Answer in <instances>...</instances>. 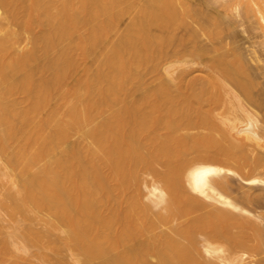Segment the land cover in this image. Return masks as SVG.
Segmentation results:
<instances>
[{"label":"bare ground","instance_id":"6f19581e","mask_svg":"<svg viewBox=\"0 0 264 264\" xmlns=\"http://www.w3.org/2000/svg\"><path fill=\"white\" fill-rule=\"evenodd\" d=\"M201 1L0 0V249L16 264L64 249L77 264H264L258 217L223 194L233 167L264 169L247 144L262 138L244 101H258L224 42L230 8ZM171 54L204 77L161 72Z\"/></svg>","mask_w":264,"mask_h":264},{"label":"rangeland","instance_id":"374dc122","mask_svg":"<svg viewBox=\"0 0 264 264\" xmlns=\"http://www.w3.org/2000/svg\"><path fill=\"white\" fill-rule=\"evenodd\" d=\"M260 1L261 0H255V1H251L250 2V1H246V0H241V1L239 0V2H240L238 4L239 7L237 6L238 10H239V11L237 10L238 12L235 11V9H234V8H236L235 7L236 5L235 4H233V5L231 4V6H230L229 5L230 2L227 4V5H229V7L228 6L224 7V6H222V5H224V1L223 0H217V1L216 0H204V1L202 0L201 1V5H202V3H203V5L204 4H207L208 6L210 5L211 7H214L215 9H217L216 11L219 12V13H223L224 12L223 10H226L225 12H227V10L230 8V10H228V12H227L228 16H227V13H226L225 14L226 16L225 17L223 16V20H224V22H226V25H228V31H229L228 34L230 35V33H232L233 37H232V35H230L232 38L231 39H227V41H224V42L227 43L226 44L227 48H229V46L232 47V45L233 46L235 45L239 49V53L244 58V66H245V70L247 71L246 79H247V81H249V83L252 84L250 90H251V92L253 94V97L258 101L256 104L244 101V105H246V109L253 115L254 120L256 121V131L259 133V135L262 138L260 145H255V144H253L251 142H247L249 150L251 152V156L250 157H252L254 159L256 158L255 160H258L257 158L264 159V146H263V144H264V134H263V137H262V132L264 133V21H262L260 19L262 14L257 12L258 8L260 10V5H261ZM209 2H210V4H209ZM214 2H216V3H214ZM232 3H234V1ZM231 7H233V8H231ZM253 8H254V10H253ZM246 10H248V11H246ZM260 11L262 12V10H260ZM243 12H245V14ZM247 12H248V14H247V16H245ZM241 14H242V16H241ZM243 15H244L245 18L243 17ZM238 18H239V20H238ZM193 24H192L193 27L196 28L195 26H197V24H195V23H193ZM248 26H250L249 29L252 27V28H255V30L254 29H250V30H252V31H250L249 29H247ZM121 27H122L121 28V30H122L124 28V25H122ZM229 28H230V30H229ZM196 29L200 30L199 26H197ZM178 33L183 35V34H186V31L183 30L181 32L179 31ZM203 41H205V42H203ZM203 41H202L203 44L205 43V45H208L207 43H209V42L206 43V41H208V40L204 39ZM20 47H22V48L27 47V40H22L21 43H20ZM183 56L185 58L184 57L182 58L181 55L178 56V55L171 54L170 57L168 59H166L167 61L164 60L165 62L162 61L163 63L160 64V65H162V66L159 67V68L162 69L161 72H163L165 74V71L168 68H170V69L167 70V72L168 73L170 72L171 75L174 74L175 77H176V75L178 76L181 73V71L184 70V68H185V70L187 69L188 71H190L191 68L193 67L192 68L193 72H190V73L187 72V73H189V76L191 78H194L195 76L199 77L201 75L202 76L205 75L204 72H202L203 73L202 74L200 70L198 71V69H201V68L197 69V67H198L197 64L196 65L194 64L195 66L192 65V60H191V66L192 67H190V69H188V66H190V64L187 63V62L191 59V57L187 58V54H183ZM178 59L182 60V61H184V59H186L188 61L183 62V64H181V62L172 63V62L177 61ZM178 63H180V64H178ZM170 64H172V66ZM184 64H186V66H184ZM167 65L169 67H167ZM164 69H166V70H164ZM161 72H159V73L163 74ZM149 73H147V72L144 73V75H145L144 79L147 82L148 81H152L151 80L152 77L154 78V76L151 75V73L150 74ZM189 76L187 75V78ZM190 77L188 79H191ZM259 103L260 104L262 103V104L260 105ZM220 112H218V113H220ZM239 119L242 122H244V123L240 122V125L243 124L242 127H245L244 126L246 124L245 118H243V116H241ZM254 159H252V160L254 161ZM262 161H263L262 162V164H263L264 160H262ZM231 170H234L235 175L232 172L233 175H226L225 178L223 176V179H226L228 181L227 182V187L223 189V194L226 197H228L230 200H232L241 209H243L246 212H249L251 215H253V217H255V216L258 217L259 219L257 218L256 221L258 223H260L262 225V227L264 228V186L263 185L249 186V185H246V183H245L247 178H250L251 176L252 177H255V176L257 177L258 176V177L263 178L264 177L263 176L264 175V169L256 170V171H253L252 173H251V171L249 172L248 169L245 172H241V173H240V171L237 172L238 169L237 168L234 169V167ZM244 176L246 177V179H244ZM142 180H143V182L140 185V189L142 188L141 189V191H142L141 194L143 195L142 200H143V202L148 203L149 205H151V208L154 207V209L152 208L153 211H157L159 209L158 206H157V202L154 203V201H157L156 198L152 197V198L148 199V197L146 195L147 191L150 189V187L152 185H154V184H157L155 182L156 180H154L153 176L151 174H149V173H143L142 174ZM158 185H155V186H158ZM246 196H248L247 197L248 199H246L248 202L245 200ZM42 214H45V213H42ZM3 220L4 221H3L2 226L4 228L6 227L7 229H11L13 226L18 224L17 222H18L19 219L16 220V222H15V220L13 218H10L6 214H4V219ZM22 220H24V219H22ZM29 220H31V219H28L25 222L22 221L19 224L22 225L23 227L26 224V226H25L26 229L28 228V226H27L28 224L30 225V227L28 229H32V228L36 229V230L37 229L38 230L42 229V227H43L42 221H40V220L39 221H36V220L35 221H32V220L29 221ZM27 222H28V224H27ZM29 222L32 223V224H30ZM22 226H20V228H22ZM31 226H33V227H31ZM21 230H22L21 232L24 231L23 229H21ZM54 237H52V239L53 240H57V237L56 238H54ZM0 250H1L0 251L1 252L0 256L1 257L0 258L2 260V261L0 260V264L1 263L2 264H16L17 260H15L16 259V257H15L16 255L14 253L11 254L8 251H4L2 249H0ZM33 250H35V252L37 251L34 248V249H32L33 253H34ZM64 250H61L57 254L56 253H52V254H54L53 255L54 258L52 257V255H50L53 258V260H51V258H49V260H47V263L48 264L49 263L50 264H77L73 260L72 252L71 251L69 252V250H65V251ZM4 253H6V254H4ZM59 253H61V254H59ZM55 254H56V256H55ZM7 255L9 257L12 256L13 259L9 258ZM5 256H6V258H4ZM248 259H250V260L248 261ZM152 261L155 262L156 260L152 259ZM244 262L246 264H258L257 260L255 259V257L253 255L249 256V254L245 256ZM82 264H84V263H82Z\"/></svg>","mask_w":264,"mask_h":264}]
</instances>
